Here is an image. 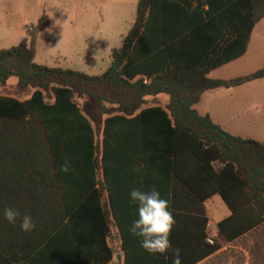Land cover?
Here are the masks:
<instances>
[{"label": "trees", "instance_id": "1", "mask_svg": "<svg viewBox=\"0 0 264 264\" xmlns=\"http://www.w3.org/2000/svg\"><path fill=\"white\" fill-rule=\"evenodd\" d=\"M263 18L264 0H139L101 75L36 63L29 38L0 50V85L17 77L21 91L33 90L27 99L0 95V264H112L116 241L125 264H172L170 254L150 255L129 232L138 212L122 204L133 203L135 187L155 186L173 214H200L205 229L206 201L221 195L229 205L218 239L197 258L181 256L182 264L199 263L263 223L264 142L236 136L196 109L207 91L264 79V67L230 81L211 77L247 54ZM50 24L44 14L34 29ZM161 94L166 106L145 107ZM65 158L68 173L60 170ZM187 163L200 177L184 174ZM8 206L31 214L35 230L8 223Z\"/></svg>", "mask_w": 264, "mask_h": 264}, {"label": "rangeland", "instance_id": "2", "mask_svg": "<svg viewBox=\"0 0 264 264\" xmlns=\"http://www.w3.org/2000/svg\"><path fill=\"white\" fill-rule=\"evenodd\" d=\"M137 4L138 0H0V50L17 46L24 38H29L36 48V63L101 75L111 65L113 49L123 46L136 18ZM41 7L42 15L47 14L51 21L47 31L37 33L36 25L30 26L26 32L6 30L9 24L20 19L23 9L37 11ZM252 52L253 57L239 62L233 70H218L211 77L233 80L257 72L264 67V50L260 54L256 47ZM89 57L96 58L97 62L91 63L94 60ZM242 91L227 93L218 99L205 97L196 109L200 113L209 110L218 115L226 122L227 130L235 135L264 141V97H260L264 92V80L250 83ZM32 94L31 89H19L17 77L0 85L2 96L27 99ZM159 98L148 97L145 107L162 105L169 96L162 94ZM47 99L51 100V97L48 95ZM77 101L83 106V99L77 98ZM253 104L259 109L254 111ZM102 138L100 134L99 142ZM113 246L117 252L121 251L120 241L114 242ZM114 264H120L117 258Z\"/></svg>", "mask_w": 264, "mask_h": 264}, {"label": "crops", "instance_id": "3", "mask_svg": "<svg viewBox=\"0 0 264 264\" xmlns=\"http://www.w3.org/2000/svg\"><path fill=\"white\" fill-rule=\"evenodd\" d=\"M22 1H25V0H22ZM137 7H138V4H137ZM11 13L12 15H15L13 10L11 11ZM21 13L22 14L20 16V19L17 22H12L11 24L7 26L6 30H8V32H14L17 30H21L20 32L22 31L26 32V30L30 26L37 25L39 19L43 16L42 7L38 9L37 11H33V10L29 11L27 9H23ZM136 15H137V11H136ZM134 22L132 23V25L134 24ZM49 27L45 31H47ZM256 47H258L260 54L263 53V50H264V18L261 19L254 28L252 39H251L247 54L244 57L232 63H229L218 70H222V69L233 70V68L236 67V65H238L239 62L250 59L249 57H251L254 54V52L252 51H255ZM112 54H113V51H112ZM91 58L94 60V62H91V63L95 64L97 62V59L93 57H89L88 59H91ZM112 60H113V57H112ZM218 70L213 71L211 73V76L213 73H215ZM263 80L264 79L256 80V82L263 81ZM226 81H230V80H226ZM254 82L255 81L249 82V83H246L238 87L218 88V89L207 91L206 93H204L202 100L198 105L202 103L205 97L213 96L214 98L218 99V98H222L224 94H227V93H231V94L237 93V92L242 93L244 92L242 90L246 86ZM239 89H242L241 90L242 92ZM159 96H157L158 99H160ZM260 97L261 98L264 97L263 91L261 92ZM168 102H169V99L165 101L164 104H162V106H166ZM198 105H196V107ZM261 106L262 105H260V107ZM252 108L254 111L259 109L258 107L255 108L254 104L252 105ZM201 114L203 115L210 114L216 124L220 125L225 130H227L226 122L223 119H221L218 115H214L209 110ZM236 136L242 137L241 135H236ZM243 138H250V137H243ZM261 142H264V141H261ZM184 160L186 162H190L191 158H188L185 156ZM187 164L188 166L183 164V167H184L183 171L185 172L184 174L187 177H200L199 175L201 174L199 172H196L192 164L191 163L190 164L187 163ZM163 198L169 201L168 196H165ZM169 202L172 207V202L171 201ZM181 204L183 206L193 205L190 202H186V201H183ZM205 206L207 210V217L209 220L208 228L206 229H205V218L200 216V214L191 215L190 213H184V212H178L174 214L175 219L177 221V225L171 234V242L173 243V247H178L182 250L181 256H185L188 261L190 259L201 256L202 252L205 250L207 246L208 238H212L213 240L218 239L219 223L232 215V210L230 209L229 205L226 203V201L223 199L221 195H214L212 198L206 201ZM122 207L132 208L133 210H137V205L131 202L129 204L123 203ZM244 208L245 209L249 208L247 203ZM170 210L172 209L170 208ZM134 214L135 216H133V220L135 221L138 219V213L135 212ZM116 258L119 260L120 264H125V257H124L123 251H119L115 255L114 261ZM114 261L112 264H114ZM197 264H264V222L258 225L257 227H255L254 229L248 231L247 233H245L238 239L224 245V247L221 250H219L217 253L207 257L206 259H203Z\"/></svg>", "mask_w": 264, "mask_h": 264}, {"label": "clouds", "instance_id": "4", "mask_svg": "<svg viewBox=\"0 0 264 264\" xmlns=\"http://www.w3.org/2000/svg\"><path fill=\"white\" fill-rule=\"evenodd\" d=\"M143 165L135 169L139 172ZM60 170L64 173L72 171L70 161L65 158ZM129 199L137 205L138 219L129 226V232L140 240V246L150 255L172 257V264H182L181 249L173 247L171 234L177 221L170 210V202L161 196L160 191L152 186L148 191L133 188L129 192ZM3 218L15 225L20 221V229L24 232L34 231L36 223L31 214H22L19 209L12 206L3 208Z\"/></svg>", "mask_w": 264, "mask_h": 264}, {"label": "built area", "instance_id": "5", "mask_svg": "<svg viewBox=\"0 0 264 264\" xmlns=\"http://www.w3.org/2000/svg\"><path fill=\"white\" fill-rule=\"evenodd\" d=\"M208 242H209L210 244H214V240H213L212 238H208Z\"/></svg>", "mask_w": 264, "mask_h": 264}]
</instances>
